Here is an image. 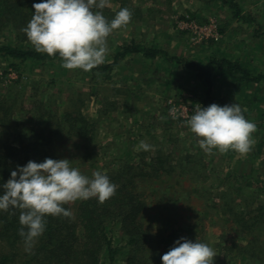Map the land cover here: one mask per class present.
Listing matches in <instances>:
<instances>
[{
	"label": "rangeland",
	"instance_id": "374dc122",
	"mask_svg": "<svg viewBox=\"0 0 264 264\" xmlns=\"http://www.w3.org/2000/svg\"><path fill=\"white\" fill-rule=\"evenodd\" d=\"M124 4L133 13L132 19L108 37L109 54L103 64L113 63L122 48L133 41L169 55L159 54L155 60L145 59L143 54L131 56V60H121L110 72L66 70L61 67V60L21 62L0 56V99H15L17 110L23 105V112L13 116L14 123L19 120L28 128L46 124V118L39 119L49 113L55 115L56 121L67 112L81 111L89 120L92 138L71 137L65 131L63 138L56 141L55 160H70L71 166L82 174L91 177L94 171H101L109 175L119 169L124 172L126 168H133L131 175L140 171L149 174L134 179L141 181L140 188L149 203L140 216L144 229L150 232L145 249L159 246L163 251L185 237L213 247L214 264H245L237 257L223 261L218 254L217 245L234 239L235 224L223 218L222 210L216 205L222 201L221 191L228 189L232 192L227 196L229 200L241 194L250 203L264 201V83H242L239 77L213 70L212 95L221 98V106L237 103L246 109L244 115L257 125V131L248 154L213 150L209 155L199 147L198 138L187 122L173 118L171 103L173 100L191 107L203 105L210 86L185 64L169 59L179 58L203 68L214 59H228L243 64L255 74L264 73V26L260 29L238 18L235 7H230L231 19L222 10L214 9L217 14L212 17L219 21L223 39L195 45L175 26L180 17L169 16L163 10L173 6V0H111V7L103 9V14L111 20L112 14ZM244 4L243 13L247 15L250 8L247 9V2ZM193 18L206 22L210 17L198 14ZM253 19L258 24L264 23V15ZM227 20L231 21L229 27L225 24ZM255 31L262 37L249 40ZM0 39L13 44L16 36L8 33L7 39ZM185 92L186 98L177 99L183 98ZM23 135L28 139L27 134ZM4 141L0 136V152ZM141 141L153 145L154 150L136 151ZM170 151L173 155L167 156ZM158 157L166 162L156 172L153 168L159 165ZM78 203H71L72 208H77ZM174 229L182 233L174 239L168 238ZM114 244L121 247L125 241L116 236ZM135 255L137 259L132 264L146 263L148 258L153 264L152 257L157 253L146 250ZM131 256L129 251L125 252L114 264L131 263Z\"/></svg>",
	"mask_w": 264,
	"mask_h": 264
},
{
	"label": "trees",
	"instance_id": "16d2710c",
	"mask_svg": "<svg viewBox=\"0 0 264 264\" xmlns=\"http://www.w3.org/2000/svg\"><path fill=\"white\" fill-rule=\"evenodd\" d=\"M39 2L41 0H0V38L7 39L8 33L16 36L13 44H7L0 39L1 57L21 62L60 60L58 54L48 56L38 53L27 40L26 34L21 31L34 14L33 4ZM223 2H228L236 8L238 18L249 22V18L242 16L241 9L232 0ZM114 16L115 12L112 14L113 18ZM129 54H143L147 59H155L159 54L169 55L163 50L144 47L133 41L131 45L122 48L113 63L102 64L91 71L110 72ZM169 60L185 64L187 69L194 70V75L205 79L209 84L210 90L206 93L204 103L202 102L203 107L213 103L220 105L221 98L214 97L211 88L215 68L216 72L239 77L242 83H264V73L255 74L243 64L228 59H214L205 68L179 58L172 57ZM15 107H17L15 99L9 100L7 97L0 99V136L5 140L0 152V195L3 194L2 185L10 179L11 172L16 170L17 166L23 167L30 160L37 163L43 162L45 158L55 160L56 141L63 138L65 131L71 137L80 136L86 140L92 138L89 120L81 111L67 112L63 115L64 118L56 121L55 115L49 113L39 119L40 121L46 118V124L41 123L34 128H28L22 126L19 120L14 123L13 116L18 112L22 113L24 109L22 104L18 110ZM23 133L27 134L28 139L24 138ZM165 162L166 159L163 161L160 157L159 165L153 168L154 171L162 169ZM132 170L133 168H126L122 172V169H119L107 175L111 182L117 185L116 194L107 201L100 203L96 198L78 200L77 208L73 209L71 203L64 205L72 212L70 218L45 217L46 229L35 242L31 252L24 253V241L19 235L21 228L19 210L7 212L0 210V264H105L107 262L105 260L114 264L121 254L125 255L128 251L133 255L130 258L131 263L128 264H132L133 261L136 262L135 258L137 259L135 254L146 250L156 251L157 256L152 257L153 264H162L161 257L171 247L167 246L163 251L159 246L157 249L153 246L145 249L146 243L150 241V232L144 229L140 216L147 210L149 203L146 193L140 188L141 181L134 180L138 175L144 177L149 174L140 171L138 175L137 173L131 175ZM231 193V189L221 191L222 201L216 206L222 210L223 218H229V221L234 222L233 230L237 235L233 233L234 239H227L224 244L217 245L218 254L222 256L220 258L223 261L237 257L245 261V264H264V201L254 200L250 203L241 194L229 200L227 196ZM241 201L245 203L241 204ZM180 233H182L180 230L174 229L168 238L174 239ZM116 236L125 241L123 246H115ZM2 246L6 247L3 251ZM22 253L24 258L20 261ZM105 253L108 255L107 259ZM151 261L148 258L146 263L140 261L139 264H150Z\"/></svg>",
	"mask_w": 264,
	"mask_h": 264
},
{
	"label": "clouds",
	"instance_id": "9594fccd",
	"mask_svg": "<svg viewBox=\"0 0 264 264\" xmlns=\"http://www.w3.org/2000/svg\"><path fill=\"white\" fill-rule=\"evenodd\" d=\"M110 7L111 0H41L33 4L34 14L21 31L38 53L58 54L62 68L89 72L106 62L108 37L132 19L131 10L123 7L109 20L102 10ZM245 111L237 103L197 105L187 126L209 155L213 150L246 155L255 144L257 125L246 119ZM135 150L150 151L154 146L141 141ZM2 188L0 210H19V235L28 252L46 229L45 217L70 218L72 212L64 205L91 198L103 203L117 191L107 174L94 171L89 177L72 167L70 160L51 158L17 166ZM215 257L207 243L181 237L161 260L162 264H214Z\"/></svg>",
	"mask_w": 264,
	"mask_h": 264
},
{
	"label": "crops",
	"instance_id": "0c3cea01",
	"mask_svg": "<svg viewBox=\"0 0 264 264\" xmlns=\"http://www.w3.org/2000/svg\"><path fill=\"white\" fill-rule=\"evenodd\" d=\"M234 4H236L238 6L239 9H241L242 11V16H248L247 18H249V22L253 23L254 25H257L258 28L261 29V27L264 26V23H259L256 22L255 19H253L254 17H256V15H258V17H260L261 15H264V0H232ZM248 3L247 9L250 8V10H248V14L246 15L244 12V8L246 4L244 3ZM173 6H169V7H165L163 10L165 12H167L169 14V16L172 17H185V16H193L195 17L198 14H202L204 16H208V17H212L213 15L217 14L216 10L214 9H218V10H222V12H225L226 15H228V19L230 18V7L231 5L227 2L224 3L223 0H173ZM163 10L158 9L159 12L163 13ZM237 16V15H236ZM238 17V16H237ZM233 20V19H232ZM225 24L229 27L231 24L230 20H227L225 22ZM261 26V27H260ZM144 32V31H142ZM158 34V32H156V35ZM253 37H250L249 40L256 38V39H260L262 36L258 35V31H255V33H253L252 35ZM139 54H129L126 56V60H131V56H137ZM163 55V54H162ZM145 58V57H144ZM147 59V58H145ZM156 59V58H155ZM155 59H151V60H155ZM179 93L181 94L182 91L180 90ZM186 92L183 93L182 96H184L183 98H177V99H184L186 98ZM190 100V99H189ZM173 101V100H172ZM167 154V153H165ZM173 152L170 151V153L167 154V156H172Z\"/></svg>",
	"mask_w": 264,
	"mask_h": 264
},
{
	"label": "built area",
	"instance_id": "2783aa9c",
	"mask_svg": "<svg viewBox=\"0 0 264 264\" xmlns=\"http://www.w3.org/2000/svg\"><path fill=\"white\" fill-rule=\"evenodd\" d=\"M181 33L187 35L195 45L208 43H217L223 39V33L219 21L210 17L206 22H199L197 19L189 16L180 17L175 25ZM200 106L203 107L202 104ZM197 107V106H196ZM190 105L171 103V114L174 119L187 122L194 109Z\"/></svg>",
	"mask_w": 264,
	"mask_h": 264
}]
</instances>
